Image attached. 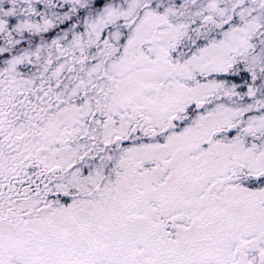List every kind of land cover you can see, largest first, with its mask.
I'll return each mask as SVG.
<instances>
[{"label":"snow or ice","instance_id":"obj_1","mask_svg":"<svg viewBox=\"0 0 264 264\" xmlns=\"http://www.w3.org/2000/svg\"><path fill=\"white\" fill-rule=\"evenodd\" d=\"M0 264H264V0H0Z\"/></svg>","mask_w":264,"mask_h":264}]
</instances>
